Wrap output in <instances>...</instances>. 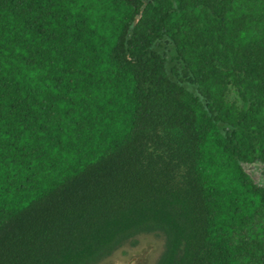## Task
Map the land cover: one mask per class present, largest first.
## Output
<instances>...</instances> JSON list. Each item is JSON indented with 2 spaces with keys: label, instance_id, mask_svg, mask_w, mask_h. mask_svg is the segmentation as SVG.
Instances as JSON below:
<instances>
[{
  "label": "trees",
  "instance_id": "16d2710c",
  "mask_svg": "<svg viewBox=\"0 0 264 264\" xmlns=\"http://www.w3.org/2000/svg\"><path fill=\"white\" fill-rule=\"evenodd\" d=\"M264 0H0V264H264Z\"/></svg>",
  "mask_w": 264,
  "mask_h": 264
},
{
  "label": "rangeland",
  "instance_id": "374dc122",
  "mask_svg": "<svg viewBox=\"0 0 264 264\" xmlns=\"http://www.w3.org/2000/svg\"><path fill=\"white\" fill-rule=\"evenodd\" d=\"M247 171L252 174L258 185L264 186V166L247 164ZM165 249V237L156 233L136 236L116 250L112 256L98 264H156Z\"/></svg>",
  "mask_w": 264,
  "mask_h": 264
},
{
  "label": "water",
  "instance_id": "95a60500",
  "mask_svg": "<svg viewBox=\"0 0 264 264\" xmlns=\"http://www.w3.org/2000/svg\"><path fill=\"white\" fill-rule=\"evenodd\" d=\"M253 164H260V165L264 166L263 163H253ZM250 165H252V164H250ZM246 166H247V164L242 163V167H243V169L247 172V174H248L250 177H252V174H251L249 171H247ZM252 178H253V177H252ZM253 180H254V179H253ZM255 183H256V182H255ZM256 184H257V183H256Z\"/></svg>",
  "mask_w": 264,
  "mask_h": 264
}]
</instances>
